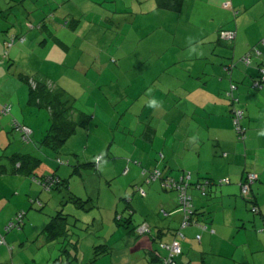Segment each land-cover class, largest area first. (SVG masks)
<instances>
[{"label": "rangeland", "instance_id": "obj_1", "mask_svg": "<svg viewBox=\"0 0 264 264\" xmlns=\"http://www.w3.org/2000/svg\"><path fill=\"white\" fill-rule=\"evenodd\" d=\"M258 7L253 10L252 16L259 22L261 31L264 28V12L260 9H264V2ZM7 8L12 9V17ZM234 10L238 11V15L235 19L233 16L230 18L232 23L248 13L236 6ZM206 15L204 0H186L179 13L158 10L154 0H15L0 9L1 27H7L5 19L9 21L11 17L10 28L0 29V35L6 36L9 31L7 42L14 38L17 40L10 49L6 42L0 59V90L6 96L9 92L14 94L6 101L3 99L11 111L7 116L0 117L25 121L27 125L18 121L17 124L27 126L31 131L34 129L36 138L30 135L29 141L24 140L30 149L27 152L33 151L34 156H39V151H47L53 158L59 157V176L71 179V194L84 200L92 198L93 205L96 204L90 211L78 210L74 204L65 202L69 198L66 190L49 191L40 183L43 179L33 178L40 187L44 208L36 202L27 211H21L25 217L20 230L6 233L2 238L4 243H0V248L5 250L0 254V261H3L0 264H65L69 258L63 253L66 248L73 257L77 255L71 264H89L96 258V264H153L148 261L146 251L136 253L132 250L137 239L150 234L137 235V238L133 229L148 225L156 230L157 226L154 227L152 222L166 218L164 210L167 209L161 205H170L175 199L179 204V192L165 188L161 179L153 180L151 175L156 171L163 175L164 170L182 173L181 169H185L184 165L189 163L191 155L186 153L181 156L185 146L190 144L188 138L182 136L176 139L173 132H167L169 128L183 131L181 128L186 127L181 125L180 109L174 105L171 109L176 110L166 119L162 109L164 105L155 106L150 100L151 95L157 102L164 100L165 95L177 100V88L186 80V73L194 72L193 78L198 86L204 87L208 82L210 88L219 90V83L225 91L223 96L226 95L233 107L232 99L227 96L231 85L239 89H245L244 85L250 88L254 85V81L246 84L245 76L241 79L243 81L235 77L232 81L226 76L228 72L224 67L231 62H237L234 74L251 67L241 62L248 53L240 55L246 45L244 40L232 43L222 41L217 45L218 38L214 39L216 43L209 44L205 38L207 34L203 32L210 30L203 25ZM45 25L52 27L54 36L67 48H62L63 44L51 38L43 28ZM23 37L29 39L26 44L20 43L19 39ZM256 46L264 49L261 42ZM182 51L195 53L186 61H180L177 54ZM211 52H215L214 57H211ZM173 56H176L177 64L167 66L165 60ZM23 76L45 80L49 85L63 88L69 94L75 112L89 114L97 122L92 121L90 127H78L60 154L40 148L37 142L42 136L40 132L46 133L50 128V114L48 109L28 103L30 86L23 81ZM14 84L22 89L15 88ZM154 85L161 89L158 95ZM235 90L233 94H243L241 90ZM254 91L257 92L256 89ZM172 104L167 102L168 106ZM192 110L194 112L195 106ZM175 116L179 120L174 125L168 120H173ZM203 117L198 114L194 119ZM76 118L77 114H74ZM196 128L192 131L205 139L204 145L201 144L199 149L192 142L188 149L198 147V152L202 153L200 167L208 166L213 143L207 141L208 130L203 134L204 129ZM16 133L18 139L23 140L22 133ZM10 134L15 135L14 130ZM99 156L102 160L98 168L81 166L96 163ZM78 163L81 173L75 174L73 170ZM167 166L171 169H166ZM196 166L197 163L190 162L185 173L193 172ZM163 179L172 180L164 176ZM144 192L147 195H143ZM60 210L70 215L65 221L68 235L54 238L42 235L41 230L53 221ZM128 218L132 221L126 227ZM61 223L64 224V221ZM74 243L79 244L76 252L71 246ZM171 243L160 241L158 247L163 253L165 250L161 245ZM101 245H108L111 249L95 257V247ZM215 247L218 249V245ZM217 259L219 264H236L229 256Z\"/></svg>", "mask_w": 264, "mask_h": 264}, {"label": "crops", "instance_id": "obj_2", "mask_svg": "<svg viewBox=\"0 0 264 264\" xmlns=\"http://www.w3.org/2000/svg\"><path fill=\"white\" fill-rule=\"evenodd\" d=\"M14 1L15 0H9L8 2L7 0H0V9ZM185 2L186 0H184L182 9L179 12L183 10ZM262 2H264V0H204L207 20L203 22V25H207L210 29L209 32L206 30L203 31L207 34L205 36L207 42L209 44H214L216 43L214 39L218 38L219 41L217 45H219L222 43L219 37L220 31L234 30L237 32L235 41L244 40L246 45L245 48H242L240 55H244L251 51L254 46L264 39V28L260 31L259 22L252 16L253 10L259 8L258 6ZM228 3L231 4V8L226 7ZM235 6L247 10L248 13L232 23L230 18L233 16V19H235L238 15H235ZM7 9L12 17V9ZM260 10L264 12V9ZM87 17L88 16H86V18ZM10 19L9 21L7 18L5 19L7 23L6 26L9 28L11 26L9 23ZM7 27H1L0 25V29H7ZM43 28L51 35V38L63 44L62 48H67L61 40L54 36L52 27L45 25ZM8 32L6 36L0 35V59L2 58L1 55H3L4 46L10 36ZM1 37H4V39L2 40ZM239 37H241L240 40ZM197 39L201 41L200 37ZM28 41L29 39L26 38L24 44ZM193 48H197V46H193ZM182 53L177 54V56L179 55L180 61H186L195 51L190 54L185 53V51H182ZM187 54L189 55L185 57ZM210 54L211 57H214L215 52H211ZM262 57L264 58V49H262L261 57L255 58L249 69H245V71L239 70L240 72L236 74H234V71L237 67V62H231L224 67L225 70L231 66L232 68L235 67V69H232L231 74H226V76H228L230 80L232 79V81L234 77L241 80L243 76H245L247 77L245 83L252 84L259 74L258 67L262 61ZM165 61L166 65H171V67H174L178 62L176 56H173L169 60L166 59ZM102 66H104V63L101 67ZM177 68L179 69V67ZM143 70L145 71L144 68ZM193 75L194 72L186 73V80L182 82L181 87L177 88L179 94L177 100L170 99L166 97V95V101H164L165 99H159L158 103L152 95L150 100L155 101V106L164 105L162 109L165 110L164 117L166 116V119L173 115L172 112L174 110L180 109L181 114L179 115L181 118V125H186V127L181 128L183 131L180 129L178 130V128L176 129V127L169 128L167 132H173L176 139L177 137L182 138V136H185L184 139L188 138L190 140L189 146H192V142L197 144L199 149H201V144L204 145L203 140L205 139H202L199 133L194 135V131H192L193 129L195 130V126L197 127L196 129H204L202 130L203 134L206 132L205 130H208L207 141L213 143V153L208 166L200 167L202 153L198 152V147L194 150H189L188 148L190 147L185 146L184 154H181V156L186 153L191 155L188 159L189 163H197L194 171L189 173L191 185L188 189V193L192 196V210L195 214H192L191 225L186 229H181V224L185 219V215L179 209L178 200L175 199L170 205L162 204L161 207L167 209V211L164 210V216L166 218L152 222V225H154V227L157 226V229L154 230L152 228L149 236L139 238L138 236L140 235L134 231L133 233H135L136 236L138 235L137 238L139 239L134 243L132 250L136 253L146 251L149 262L153 264H163V258L167 257L168 254L166 251L162 253L158 244L160 241H168L170 243H177L182 249V254L176 257L177 264H209V262L212 264H219L217 258H226L227 256L231 257L236 264H264V135L259 134L264 130V88L262 90L256 89V92L253 87L250 88L244 85L245 89H239L236 86V90L238 89V92L241 90L243 94L239 96L234 92V98L232 99L233 107H231V103L225 97L226 95L223 96L225 91L221 89L219 83H217L219 90L217 88H210L207 84L208 82H205V86L201 87L198 86L199 83L196 85ZM200 79L202 78H199V80ZM47 83L49 84V82ZM190 86L193 87L190 88ZM15 88H17V85H15ZM169 88L174 92L171 86ZM208 88L210 90H208ZM17 89L21 90L22 88ZM159 90L161 89H158L154 85L156 95H158ZM13 95L14 94L9 92L6 96L0 90V115L3 116L1 113L2 104L7 105L3 99L6 101V99H10ZM167 102L173 104L168 106ZM174 105H176V109H171ZM194 106L195 110L193 112L192 109ZM235 109H240L245 112V119H243L241 123L242 127L245 128L244 137H241L234 128L232 115ZM82 113L84 112H75L74 114H77L76 119H78ZM198 114H202L204 116L203 119H194ZM89 117L90 121L87 127H90L92 121L97 122V119H93V116L89 115ZM178 120L179 118L175 116L173 120L168 121L175 125ZM17 121L20 122L19 119H12L11 117L2 119L0 117V170L3 171L0 173V239H2L3 236L5 237L7 233L5 231V226L12 221L19 212L27 211L28 208L36 202L43 203L42 208H44V202L41 200L42 193L40 192V187L35 184V179L33 178L45 179L47 175L54 176L64 183V185H58L55 189L58 191H62L63 189L66 190V194L69 196L68 200L65 201L66 203L74 204L71 200L73 197L79 199L84 205V207L79 206L80 208H78L74 204L78 210L90 211L96 207V204L93 205L92 198L84 200L82 197L71 194V179H63L59 176V172L61 171V169H59V165L61 164V162H59V157L53 158L51 153H47V151H39V156H34L36 154H34L33 151L27 152L30 151L29 147H27L22 138L18 139L17 137L18 133L16 132H19L17 130ZM20 123L27 125L25 121ZM96 127H98V125H96ZM184 128H186V130H184ZM12 130L15 132L13 136L10 134ZM48 130H46V133ZM90 130L93 129L90 128ZM46 133L44 131L40 132L42 136L37 142L40 148H43V146H41L39 142ZM35 134L36 132L33 129L31 136L36 138ZM181 145H184L183 142H181ZM48 150L51 149L48 148ZM51 152L55 153L52 150ZM60 153L55 154L57 155ZM178 155L179 154H177V156ZM25 156L28 160H21V157ZM78 159L77 157V160ZM189 163H187V165ZM79 165L80 163L74 167L73 172L75 174L81 173V166L84 168L86 166L94 167V163ZM187 165H184L185 169ZM103 167L102 165L101 169H103ZM166 169L170 170L171 167L167 166ZM185 169H181L182 173L175 171L171 173L170 171L164 170L162 177H169L180 181L188 174L185 173ZM249 174H255L257 180L250 186V192L244 196L242 195L241 184L246 181ZM31 179H33L34 183H32ZM224 179H229L230 182L224 185L216 184L217 181ZM208 181H210V183ZM198 183H201V185L204 183L205 195L197 188ZM149 189H151V187ZM143 195H147V193L144 192ZM45 197L46 196L43 198ZM129 208H131V206H129ZM116 209L117 211L119 210V205L116 206ZM254 209H256V211H254ZM60 211L64 214L63 210ZM117 216L118 214L116 213L115 220ZM127 220H129V222H126V227H129L128 225L132 221V218H128ZM43 230L44 228L41 230L42 235ZM179 233L183 234L185 237L181 238ZM128 234L132 233L128 232ZM199 236L200 239L198 238ZM13 241H15V238H13ZM216 245H218V249H216ZM103 246H106L105 249L109 251L113 245L111 244V247L108 245ZM3 249L4 248H0V254L5 251ZM218 253L224 256H219ZM0 262L2 263L3 261Z\"/></svg>", "mask_w": 264, "mask_h": 264}, {"label": "trees", "instance_id": "obj_3", "mask_svg": "<svg viewBox=\"0 0 264 264\" xmlns=\"http://www.w3.org/2000/svg\"><path fill=\"white\" fill-rule=\"evenodd\" d=\"M155 2H156L158 9L169 10V11H173V12H179L182 9L184 0H155ZM224 31H234V30H224ZM219 37H220V40L226 41L229 43L234 42L237 38V36H236V38L234 40H231V41L222 39L221 32L219 33ZM254 48H259V46H255ZM260 51L262 53L261 49H260ZM234 69H235V67H233V70ZM231 72H232V70L230 72H228V74L229 73L231 74ZM258 72H259V67H258ZM258 77H259V74L254 80H257ZM22 79L25 83H27L30 86L29 104L31 106H37L39 108H46L49 110L51 125H50V128L47 131L46 135L39 142V144L43 147L51 149L55 153H60L61 150L66 145L67 141L76 133L78 127H80V126L87 127L88 126L89 121H90L89 115L82 113L78 119H74L73 115L75 113V108H74L73 102H72L69 94L63 88L54 87L52 85H49L44 80H37L36 78L29 77V76H23ZM31 79H34V81L36 82V88H33L30 85ZM232 118H233V115H232ZM233 124H234V121H233ZM22 126H24V125H22ZM234 128H235V126H234ZM21 160L25 161V160H28V158L26 156L21 157ZM94 166H95V163H94ZM1 172H3V171L0 170V173ZM52 177H54V176H52ZM161 180H163V179H161ZM220 181H222V180L217 181L216 184H218V185H224L225 184V183H220ZM208 182L210 183V181H208ZM58 185H64L63 181L60 180V183ZM190 185L191 184L189 181L188 182V189H189ZM200 185H201V183L197 184V186H200ZM57 186H55L54 189ZM188 189H187V193H188ZM51 190H53V189H51ZM199 191H201V190L199 189ZM188 195H189V193H188ZM189 196L192 199V196L191 195H189ZM71 200L78 208H80L79 206L84 207L83 203H81L79 199H75L72 197ZM39 204L43 205V203H39ZM192 207H193V203H192ZM193 213L195 214V212H193V210H192V214ZM191 217H192V215H191ZM67 218H68V216L66 214H63L60 211L58 213V215L53 219V221L52 222L50 221L48 223V225L45 226L42 233L44 235L48 234L49 236H51V238H54V237L59 236V235L60 236L68 235L67 231H66V225H65L66 224L65 221L68 220ZM63 221H64V224L61 223ZM138 228L139 227L135 228L133 231H135L137 233ZM78 245H79L78 243H74L71 245L75 252L79 249ZM105 248H106V246H103V245L96 247L95 248V257H97L100 254H105L108 251V249H105ZM63 253L67 254L69 257L68 261L65 264H71L72 261H75L77 259V255L75 254V256L73 257L67 248L63 250ZM96 260H97V258L92 260L89 264H96Z\"/></svg>", "mask_w": 264, "mask_h": 264}, {"label": "built area", "instance_id": "obj_4", "mask_svg": "<svg viewBox=\"0 0 264 264\" xmlns=\"http://www.w3.org/2000/svg\"><path fill=\"white\" fill-rule=\"evenodd\" d=\"M226 7L231 8V4L228 3L226 4ZM238 12H235V15H237ZM237 36V32L236 31H221V37L222 39L225 40H234ZM21 43L24 42L25 38H20L19 39ZM16 39H12L11 41L7 42V48L10 49L12 48L15 43H16ZM262 45H264V39L261 42ZM7 54V53H6ZM262 53L260 51L259 48H254L252 51H250L248 54H246L242 59V63L245 64L246 66H251L253 63V59L255 58H259L261 57ZM232 66L227 68L226 71L230 72L232 70ZM230 74V73H229ZM30 85L33 88H36V82L31 79L30 80ZM253 87L255 89L258 90H262L264 88V60L261 61V63L259 64V77L257 80L254 81V85ZM236 89V86L231 85L230 88V92L227 94L228 97H230L231 99H233V91ZM11 111V107L8 105H3L2 109H1V113L3 115H7L9 114ZM245 116V112L243 110L240 109H235L233 111V121H234V126L235 129L237 130L238 134L241 137H244L245 135V129L242 127V120L244 119ZM17 130L19 132L22 133L23 135V140L29 141L30 135L32 134V131L27 127V126H22L17 124ZM102 160V156H99L97 158V162L95 163V167L98 168L100 162ZM60 162V161H59ZM151 178L153 180H157V179H163L162 178V173L160 172H154L151 175ZM149 180H151L149 178ZM190 180V175L188 174V176L183 177L179 182L175 181V180H162L163 181V186L165 188H170V189H176L179 192V205L181 207V210L183 211L184 215H185V219L183 220L182 224H181V229H185L188 226H190L191 224V215H192V199L191 197L188 195L187 193V189H188V183H186V181ZM257 180V176L255 174H249L247 176V179L244 183L241 184V188H242V195H247L250 192V186L254 183V181ZM35 181H37L35 179ZM230 182L229 179H225L220 181V183H225L228 184ZM43 187L45 189H48L49 191L51 189H53L55 186H57L60 183V180L58 178H54L52 176L47 177L45 179L42 180V182H40ZM198 188L201 190L202 194L205 195V187L204 184L198 186ZM254 211H256V209H254ZM25 217V214L23 212L18 213L15 218L9 223V225L6 227L5 231L6 232H11L14 230H20V227L22 226L23 223V219ZM137 233L140 235H146V234H150L151 233V229L148 225H142L138 228ZM179 235L181 236V238H184V235L179 233ZM200 239V236L198 237ZM1 244L4 243V240L2 239ZM161 248L163 250H165L168 254L167 257L163 258V264H177L176 263V257H178L180 254H182V249L180 247V245H178L177 243L173 242L171 244H162Z\"/></svg>", "mask_w": 264, "mask_h": 264}, {"label": "clouds", "instance_id": "obj_5", "mask_svg": "<svg viewBox=\"0 0 264 264\" xmlns=\"http://www.w3.org/2000/svg\"><path fill=\"white\" fill-rule=\"evenodd\" d=\"M153 104H155V101H153ZM259 134L264 135V130H262Z\"/></svg>", "mask_w": 264, "mask_h": 264}]
</instances>
